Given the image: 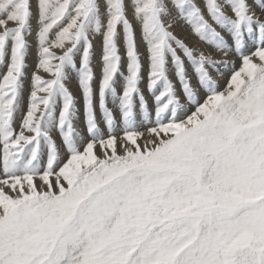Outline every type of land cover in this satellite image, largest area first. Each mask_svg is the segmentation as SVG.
Returning a JSON list of instances; mask_svg holds the SVG:
<instances>
[{"label": "snow or ice", "instance_id": "6c2138e0", "mask_svg": "<svg viewBox=\"0 0 264 264\" xmlns=\"http://www.w3.org/2000/svg\"><path fill=\"white\" fill-rule=\"evenodd\" d=\"M253 3L259 14L249 0H36L23 110L32 0H0V264H264V0ZM181 20L211 53L174 34Z\"/></svg>", "mask_w": 264, "mask_h": 264}, {"label": "rangeland", "instance_id": "374dc122", "mask_svg": "<svg viewBox=\"0 0 264 264\" xmlns=\"http://www.w3.org/2000/svg\"><path fill=\"white\" fill-rule=\"evenodd\" d=\"M127 2V0H126ZM196 3L199 4L202 8L204 7L203 4V0H196ZM249 3L252 4L253 9L259 14L260 9L256 7V5L253 3V0H249ZM101 5H102V11H103V0H101ZM32 8H33V17L31 20V24H32V29H33V34L31 36L28 37L29 39V54L26 58L27 60V69H26V79L24 82V90H23V98H22V107L23 110L27 109L28 103H29V92H30V81H31V75L33 73V71L35 70L36 66H37V62H38V45H37V40H36V29H37V23H38V15H37V9H36V0H32ZM132 16V9L129 8V17L131 18ZM205 16L206 18H208V13L205 11ZM133 23L136 25V31H137V36L139 39L140 36V25L133 20ZM14 26V25H9ZM172 31L174 32V34L180 38L183 39L190 47H193L194 49L197 50H203L205 52L211 53L213 51V49L211 48V46H209L206 42H201L199 41L198 37L195 36V34L193 33L191 27L184 21H179L175 24L174 28L172 29ZM120 50L121 53L123 55L124 53V45L123 42L120 41ZM93 61H92V66L95 72V81H94V89L98 94V87H99V81H100V77H101V68H102V63H101V57H102V36H95L93 39ZM250 50H251V46H250ZM57 52V54H60L59 50H54ZM139 51L142 55V62H143V74L145 77V82H146V78H147V70H148V60H147V52H146V48L145 45L143 44V42L139 43ZM217 58L219 59V54H216ZM233 59H235V63H236V68L238 69L241 65V61L238 58L232 57ZM77 60H79V57H77ZM126 59L124 60V65L126 66ZM126 70V69H125ZM224 71V75L223 77H219L217 76L216 72H213V76L216 77L218 79V84H219V89L223 90L226 86V84L228 83V80L230 78L231 72L232 70H223ZM0 74H2V70H0ZM42 76H44L45 78H51L49 75L41 72L40 73ZM189 75L191 76L192 82L193 84L196 83V77L191 69V67H189ZM67 86L70 88V90L73 92L74 96L76 97V107L78 109L77 111V119L74 120V125L77 128L78 131H80L83 135L85 140L89 139L88 134L85 131V117H84V105H83V99H82V93H81V89L78 86V76L75 72H73L72 70H69V79L66 81ZM122 79L121 78H117V88L118 90L121 88L122 86ZM144 85L142 84V87ZM177 88L179 89V83L177 82L176 84ZM147 95V92H146ZM199 98L201 101H203V99L205 98V92L203 89H200L199 91ZM149 99V103L151 104L152 98L151 96H148ZM97 103H98V95H97ZM109 107L112 108L113 110H116V105L112 103L111 101V97H109ZM195 111L194 107H190L188 110L187 114H190L191 112ZM59 112V105L57 106V114ZM117 115V119H120L119 116V112H116ZM97 116L98 119L100 120V125L103 128L104 127V123L103 120L100 118V112L99 109L97 108ZM19 123H20V118H17V122H16V126L17 128H19ZM118 134H119V129H118ZM54 137L57 140L58 144H61V138L59 135V132H55L54 133ZM61 151L64 155V159H67V153L64 151L63 145L61 144ZM96 153L98 156H102V153L100 151L99 148L96 149ZM35 183L37 184V187L39 188L40 185V181L37 179L35 181ZM7 191V189H6ZM12 194V193H10Z\"/></svg>", "mask_w": 264, "mask_h": 264}]
</instances>
